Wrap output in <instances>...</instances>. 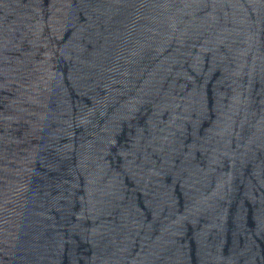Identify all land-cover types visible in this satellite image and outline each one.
Listing matches in <instances>:
<instances>
[{
    "label": "water",
    "instance_id": "obj_1",
    "mask_svg": "<svg viewBox=\"0 0 264 264\" xmlns=\"http://www.w3.org/2000/svg\"><path fill=\"white\" fill-rule=\"evenodd\" d=\"M0 264H264V0H0Z\"/></svg>",
    "mask_w": 264,
    "mask_h": 264
}]
</instances>
